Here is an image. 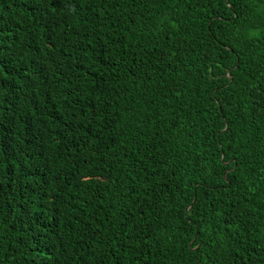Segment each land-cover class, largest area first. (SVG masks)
<instances>
[{
  "label": "trees",
  "instance_id": "obj_1",
  "mask_svg": "<svg viewBox=\"0 0 264 264\" xmlns=\"http://www.w3.org/2000/svg\"><path fill=\"white\" fill-rule=\"evenodd\" d=\"M0 264H264V0H0Z\"/></svg>",
  "mask_w": 264,
  "mask_h": 264
}]
</instances>
